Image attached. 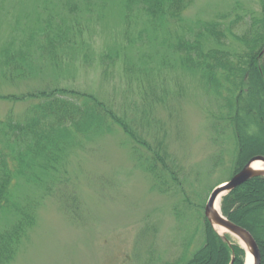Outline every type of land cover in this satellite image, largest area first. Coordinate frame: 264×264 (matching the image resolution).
Here are the masks:
<instances>
[{
    "label": "trees",
    "instance_id": "trees-1",
    "mask_svg": "<svg viewBox=\"0 0 264 264\" xmlns=\"http://www.w3.org/2000/svg\"><path fill=\"white\" fill-rule=\"evenodd\" d=\"M191 1L124 0V25L130 24L133 10H137L141 20L154 31L172 21L177 24L183 20ZM260 4L259 15L236 14L229 28L221 21L228 14L219 15L218 20L201 19L186 33L174 32V41L165 37L159 40L147 28V35L134 36L128 29L125 36L131 46L139 42L141 46H149L154 41L153 52H147L144 60L123 62L125 74L136 79L140 88L149 83V92H152L146 94L150 110L168 102V98L156 95L151 86L155 85L153 76L172 69L178 71L174 60L183 73L198 80L208 97L206 112L213 138L216 140L222 135V144L234 139L235 148L231 153L224 146L210 159L209 174L224 168L230 172L228 179L253 157L264 156V0H260ZM67 5L73 14L77 11L74 0H68ZM42 22V26L39 24L30 30L27 40L17 41L13 37L0 50V65L7 78L36 75L43 66L44 69L47 64L59 66L66 56L76 52V39L82 33L77 26L79 21L74 24L65 15L56 18L49 15ZM241 23L245 26L235 32L234 27ZM229 35L237 41L236 47H228ZM158 45L165 52H161ZM33 46L36 50L31 52ZM101 60L107 74L121 60V50H109ZM2 97L27 102L28 107L23 114L11 110L4 117L0 116V220H6L0 227V264H8L16 257L36 225L38 206L45 198L61 195L63 206L71 207L76 213L82 211L75 189L68 184L71 155L87 141H95L110 127V121L120 125L135 144V163L154 177V187L165 194L178 195L181 206L192 207L202 224L203 241L197 250H192L195 235H191L185 250L174 260L157 262V258L150 256L144 264H245L244 249L229 235L225 241L206 219L203 209L207 197L200 205H195L190 194L180 186L182 166L169 150L168 131L162 130L163 135L159 130L152 131L147 118H141L140 122L127 119L124 106L119 114L94 94L75 88L47 86ZM165 104L161 105L166 107ZM227 153L230 164H225ZM21 181L35 188L33 195H26L25 199L18 195L16 187ZM220 182L222 179L216 184ZM212 188L210 186L209 192ZM199 195L196 189L195 199ZM221 209L230 221L252 234L259 247L261 264H264V176L253 177L231 190L222 198ZM149 229L145 228L140 236Z\"/></svg>",
    "mask_w": 264,
    "mask_h": 264
},
{
    "label": "rangeland",
    "instance_id": "rangeland-1",
    "mask_svg": "<svg viewBox=\"0 0 264 264\" xmlns=\"http://www.w3.org/2000/svg\"><path fill=\"white\" fill-rule=\"evenodd\" d=\"M67 1L0 0V50L13 37L17 41L27 40L29 32L39 24L42 26L49 15L54 18L65 15L74 24L77 20L82 30L76 39V52L66 56L59 66L47 64L36 75L10 79L4 76L0 65V116L11 110L23 114L28 107L27 102L4 100L2 96L56 85L94 94L119 114L124 106L127 119L139 121L145 117L152 131L159 130L161 135L162 130L168 131L169 150L182 166L180 186L190 194L195 205H200L205 197L207 202L214 187L230 180V172L224 168L209 174L210 159L224 146L231 153L235 148L234 139L222 144V135L216 140L213 138L208 128L206 92L195 77L181 71L178 61L173 63L178 71L172 69L153 76L156 77L155 85L151 86L155 89L153 92L168 98V102L150 110L146 94L149 83L140 88L136 79L125 74L123 62L144 60L147 52H153L154 41L149 46H141L140 42L136 46L128 45L126 31L129 29L134 36H144L149 31L159 40L165 37L174 41V32L186 33L201 19L218 20L219 15L229 14L221 20L229 28L236 14L259 15L260 0H192L181 22L172 21L155 31L141 20L137 10L132 11L130 24L124 25V0H74L77 6L74 14ZM244 26V23L238 24L234 31L240 32ZM227 41L228 47L238 45L230 35ZM117 49L121 50V60L106 74L101 57ZM158 49L165 52L159 45ZM34 50L36 47L30 48L31 52ZM109 123L110 127L95 141H87L71 155L68 184L75 189L82 211L76 213L71 207L63 206L61 195L45 198L38 206L36 225L8 264H144L150 256L164 262L181 255L191 235H195L193 251L202 244L198 213L192 207H182L180 197L173 192L165 194L154 187V177L135 163V144L120 125ZM225 164H230L228 153ZM219 179L222 182L216 184ZM210 186L213 188L209 192ZM34 189L22 181L16 187L24 199L26 195H33ZM196 189L200 193L197 199ZM179 216H183L182 221ZM5 222L0 220V227ZM145 228L150 229L140 236ZM226 235L243 248L236 236Z\"/></svg>",
    "mask_w": 264,
    "mask_h": 264
},
{
    "label": "water",
    "instance_id": "water-1",
    "mask_svg": "<svg viewBox=\"0 0 264 264\" xmlns=\"http://www.w3.org/2000/svg\"><path fill=\"white\" fill-rule=\"evenodd\" d=\"M264 55V47L262 50ZM258 164V165H257ZM260 164V165H259ZM264 176V156L258 155L253 157L240 171H238L230 180L223 182L211 191L205 205L204 213L206 219L210 222L216 230V226L226 229L225 233L216 232L225 240L228 241L226 234L236 236L246 250L245 264H261V255L256 240L252 234L245 228L236 225L230 221L220 210L216 207V202L228 194L237 186L243 184L247 180L256 177ZM252 255L253 259L249 262L248 256ZM234 261V258L232 262Z\"/></svg>",
    "mask_w": 264,
    "mask_h": 264
},
{
    "label": "bare ground",
    "instance_id": "bare-ground-1",
    "mask_svg": "<svg viewBox=\"0 0 264 264\" xmlns=\"http://www.w3.org/2000/svg\"><path fill=\"white\" fill-rule=\"evenodd\" d=\"M257 165H258V164H257ZM259 165H260V164H259ZM220 201H221V200L219 199V200L216 202V207H217L218 210H220V203H221ZM215 228H216V230H217L218 232H220V233H225V232H226V229L221 228V227H219V226H216ZM248 259H249V262L253 259V257H252L251 254H249Z\"/></svg>",
    "mask_w": 264,
    "mask_h": 264
}]
</instances>
